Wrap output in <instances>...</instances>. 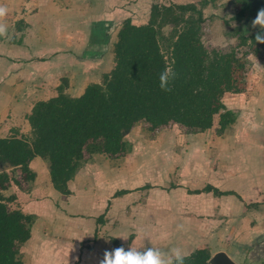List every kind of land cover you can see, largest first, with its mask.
<instances>
[{"label":"rangeland","instance_id":"374dc122","mask_svg":"<svg viewBox=\"0 0 264 264\" xmlns=\"http://www.w3.org/2000/svg\"><path fill=\"white\" fill-rule=\"evenodd\" d=\"M154 1L195 3L203 12V44L223 51L235 48L245 62L238 75L241 91L223 95L225 105L236 112L237 119L223 133L218 132L219 115L213 127L202 132L175 122L152 129L150 123L141 120L126 133L130 149L125 154L111 157L87 153L84 171L74 179L75 191L81 195L69 207L54 199L53 209L44 206L43 224L37 227V233L44 235L45 243L38 258L45 262L49 258L47 264H100L106 251L135 243L133 247L138 249L153 246L167 251L179 247L187 255L208 248L212 256L227 253L236 264H262L264 47L255 51L250 42L240 45L239 33L250 36L260 30L259 25L252 26V21L264 8V0H0V8L13 13L16 7L18 17L21 13L33 14L34 23V14L42 17L43 13L44 28L33 25L31 34L50 48L63 39V32L52 26L57 13L64 12L68 23L75 15L81 17L80 26L71 22L64 34L67 47L73 49L77 43L82 48L35 55L43 61L57 57L76 60V66L71 64L72 72L68 68L67 77L62 75L58 81L67 86L70 81L81 85L101 82L105 72L93 62L108 54L110 48L114 53L117 31L129 15L138 17L139 22L149 20ZM24 24L23 19L17 20L20 30L26 29ZM103 24L107 28H102ZM114 65L106 72L110 73ZM32 82L36 87L41 81ZM32 138L33 133L27 139ZM10 175L25 191L35 179L24 177L18 167ZM208 184L234 193L218 195L203 190ZM124 189L129 193L115 197ZM9 204L17 206L15 200ZM64 219L82 228L83 240L68 241L61 231L57 232ZM95 221L97 228L92 234Z\"/></svg>","mask_w":264,"mask_h":264},{"label":"trees","instance_id":"16d2710c","mask_svg":"<svg viewBox=\"0 0 264 264\" xmlns=\"http://www.w3.org/2000/svg\"><path fill=\"white\" fill-rule=\"evenodd\" d=\"M202 21V9L195 3L158 1L147 23L138 25L127 18L114 44L112 71L105 72L101 82L89 83L80 96L66 93L62 82L56 96L35 103L28 116L33 138L0 137V165L18 167L32 180L30 161L40 156L49 164L53 186L69 195L68 183L87 161V153L125 154L130 149L126 133L141 120L152 129L175 122L202 132L213 127L219 115L218 132L223 133L237 119L223 95L241 91L238 75L245 62L235 48L208 49L201 39ZM259 31L250 36L239 33L240 45L250 42L259 51L264 47L255 40ZM166 68L175 73L169 91L160 87ZM11 181L10 173L1 170L0 264H24L21 247L32 236L36 215L10 206L16 196L4 190ZM203 190L234 193L211 184ZM125 192L119 190L115 196ZM211 256L210 249L199 248L186 256L185 264H211Z\"/></svg>","mask_w":264,"mask_h":264},{"label":"crops","instance_id":"0c3cea01","mask_svg":"<svg viewBox=\"0 0 264 264\" xmlns=\"http://www.w3.org/2000/svg\"><path fill=\"white\" fill-rule=\"evenodd\" d=\"M16 10L17 8L15 7L13 13L5 12L4 15H0V25H3L5 28V31L0 33V137L17 135L28 138L32 136V127L27 116L32 111L33 106L37 101L47 100L56 96L59 93L60 83L58 81H60V77H62V75H66L65 77H67L68 74H66L65 70L69 68V71H71V68H73L71 64H75L73 66L77 64L76 60H66L63 57L43 61L39 58H35V55L36 53L49 50L73 51L78 49L79 46L82 48V45L75 43V47L72 49V47H67L65 42L66 29L70 27L71 22L73 25L80 26L81 17L75 15L71 19V22L68 23L66 22V17H64V12H58L57 17L53 20L55 23H53L52 26H57L60 29L59 31L63 32V39L58 40L57 44L53 45L54 48H50V45L43 43L40 39L34 40V36L31 34L33 32V25L41 29L44 28V20L46 18L43 13H41L42 17H40L39 14H34L37 16V21L34 23L35 18H33V14L21 13V17H18ZM19 18L25 21L24 27H26V29L20 30V27L17 28V20ZM108 18H110V15H108ZM128 18H132V22L138 25L148 22V19L139 22L138 17L135 19L133 16L130 17V15ZM107 26L108 25L103 24L102 28L105 29ZM14 34L16 36L14 40H11V38H4L14 36ZM72 44L74 43H69V46H72ZM108 50V54L100 57L98 62H93L95 66L99 65V67H103L102 72L108 71V68L114 65V53L111 48ZM21 56L22 60H18ZM33 79L35 81L40 80V85L35 87V82H32ZM95 82H100V80H95ZM87 84H71L70 81L67 86H65V92L72 96H80L85 91ZM93 156H95V154H93ZM10 165L9 163L1 164L0 171L6 170L11 174V171L14 170L15 167ZM30 167L32 171L36 173V176L35 179L31 181L29 188L25 191L11 176L12 181L4 193L7 195L9 192L16 196V208H21L24 212L35 214L37 217L32 226L31 238L21 247L23 263L47 264L46 262H48L49 258H47L46 262L44 259L40 260L38 258V251L42 249L41 246L45 243L44 235H39L37 233V227L43 224L41 214L44 206L48 205L53 209V199L55 203H60L62 201L64 207L72 206V200L78 195H81L78 191H75L74 179L78 178L84 169L82 167L75 177L69 181L68 185L71 194L66 198L65 194L53 186L49 164L45 159L40 156H35L30 163ZM44 178H46V181H44ZM105 190L108 191V189ZM127 193H129L128 190L115 197L124 196ZM48 197L50 199H48ZM77 222L80 223V221ZM60 223L57 232L61 231L68 241L72 239L73 242L76 243L78 240H83L85 235H83L80 226L70 225L74 222L70 223L69 221H65V219L61 220ZM93 225L92 234L96 232V221ZM123 245L125 248L129 247L128 245ZM132 246H135V243H133ZM51 259L55 260L54 257Z\"/></svg>","mask_w":264,"mask_h":264},{"label":"clouds","instance_id":"9594fccd","mask_svg":"<svg viewBox=\"0 0 264 264\" xmlns=\"http://www.w3.org/2000/svg\"><path fill=\"white\" fill-rule=\"evenodd\" d=\"M5 11V9L0 8V15H4ZM257 25L260 26V31L256 33L255 40L264 43V8L259 9L255 19L252 21L253 27ZM4 31V26L0 25V33ZM174 76L175 73L166 68L160 74L161 89L169 91L168 82ZM186 256L187 253L179 247H172L165 251L153 246L138 249L131 245L125 248L122 244L111 251H106L100 264H185Z\"/></svg>","mask_w":264,"mask_h":264},{"label":"water","instance_id":"95a60500","mask_svg":"<svg viewBox=\"0 0 264 264\" xmlns=\"http://www.w3.org/2000/svg\"><path fill=\"white\" fill-rule=\"evenodd\" d=\"M11 166V165H10ZM211 264H236L227 253L221 251L210 258Z\"/></svg>","mask_w":264,"mask_h":264}]
</instances>
